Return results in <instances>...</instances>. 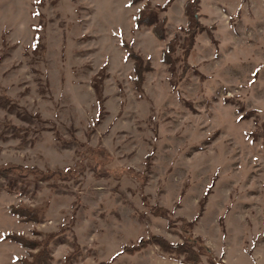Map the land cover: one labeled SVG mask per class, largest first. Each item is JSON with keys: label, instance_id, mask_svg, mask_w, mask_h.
<instances>
[{"label": "rangeland", "instance_id": "374dc122", "mask_svg": "<svg viewBox=\"0 0 264 264\" xmlns=\"http://www.w3.org/2000/svg\"><path fill=\"white\" fill-rule=\"evenodd\" d=\"M164 1L0 0V168L60 173L16 178L11 194L0 179V264L36 252L3 241L8 232L41 244L53 235L52 264L72 254L69 264H186L157 246L110 261L152 235L198 238L223 264H264V0H199L206 31L185 75L180 47L172 74L160 53L186 36V0L160 15L164 42L133 26L138 11ZM121 40L152 67L141 95ZM18 203L43 209L42 222L11 216Z\"/></svg>", "mask_w": 264, "mask_h": 264}, {"label": "trees", "instance_id": "16d2710c", "mask_svg": "<svg viewBox=\"0 0 264 264\" xmlns=\"http://www.w3.org/2000/svg\"><path fill=\"white\" fill-rule=\"evenodd\" d=\"M145 0H128L129 6H135L139 3L144 2ZM174 0H165L161 5H155L154 8L150 6H146L143 10H140L136 13L133 18V26L134 29L139 28H147L150 30L152 36L159 42H164L167 37V29H166V17H160L161 14L165 13L168 8L171 6ZM199 4V0H186L183 5V13L187 19V27L180 28V30L186 35L183 42L181 44L178 43L177 38H173L166 43L164 48L160 53V63L167 66L169 71L172 74V67L177 61L173 55L176 52L177 47H180L183 50V58L182 62L184 63L183 67V75L186 74L187 70L190 68L187 65L186 60L190 55V52L194 45L195 35L197 33L206 31V29L199 25L198 15H197V7ZM211 36V35H210ZM40 36L35 35L36 45H38V40ZM120 47L126 52V58L133 62V76L131 78L134 90L141 95L143 93V82L144 75L152 71V67L148 59H143L139 54L134 52L132 47L124 42L120 41ZM94 92L97 98L98 105V116L96 123H99L102 117L103 110V101L102 97V83L100 81L99 85L93 86ZM240 111V110H239ZM248 114L244 115L243 118H247ZM149 155L145 158V161L148 162ZM70 172L66 171V173ZM60 173L55 172H42L37 167H27V166H5L0 168V179L3 181H7V185L5 186V190L7 193H13L18 190L16 186V178H28L32 177L34 182H48L59 176ZM62 178V177H61ZM64 179V177H63ZM213 184V183H212ZM212 184L206 189L201 201L200 205L203 208V204L206 202L208 195L210 194V190L212 188ZM0 187V192H1ZM22 193V192H21ZM202 208L200 207L199 214L196 218L190 222L188 225L192 227L196 221L200 218L202 213ZM8 212L11 216L15 217L19 222L28 224H39L43 220L44 210L38 208H28L25 207L22 203H18L15 205H11L8 207ZM159 214L156 216L165 217L166 212L159 210ZM49 239L53 238V235L48 236ZM42 242V244L38 241L28 239L23 234L8 232L2 235L3 241H9L19 245L21 248L26 249L28 251H36L34 253L28 252L26 257L17 258L18 264H52L51 251L48 248V242ZM200 239L195 238L193 241L191 239L185 240L181 243H171L167 241L165 238L159 235H152L148 239L140 238L136 243L129 246H121L120 251L113 256L110 261H113L118 255H129L133 256L138 253L140 250L145 249L147 246H157L158 249L165 254L174 255L177 257L183 256L184 262L186 264H199L200 257L202 255L207 256L210 264H223L220 261H217L214 257L213 253L205 247L203 244H199ZM197 246V247H196ZM196 247V248H195ZM75 257V255H69L65 258L64 264H69L71 259ZM100 264H106L102 262Z\"/></svg>", "mask_w": 264, "mask_h": 264}]
</instances>
